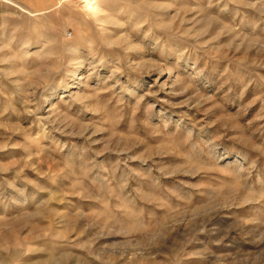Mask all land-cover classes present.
I'll use <instances>...</instances> for the list:
<instances>
[{
    "label": "rangeland",
    "instance_id": "374dc122",
    "mask_svg": "<svg viewBox=\"0 0 264 264\" xmlns=\"http://www.w3.org/2000/svg\"><path fill=\"white\" fill-rule=\"evenodd\" d=\"M0 264H264V0H0Z\"/></svg>",
    "mask_w": 264,
    "mask_h": 264
}]
</instances>
